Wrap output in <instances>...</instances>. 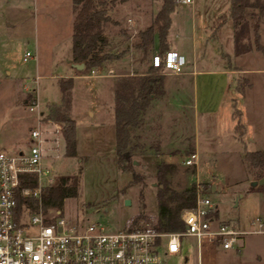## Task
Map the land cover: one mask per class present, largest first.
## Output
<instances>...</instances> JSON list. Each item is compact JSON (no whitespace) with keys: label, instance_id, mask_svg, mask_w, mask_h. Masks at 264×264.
<instances>
[{"label":"rangeland","instance_id":"374dc122","mask_svg":"<svg viewBox=\"0 0 264 264\" xmlns=\"http://www.w3.org/2000/svg\"><path fill=\"white\" fill-rule=\"evenodd\" d=\"M194 1L192 22L199 63L213 65L222 58L216 45L223 55L233 53L232 28L224 25L218 34L221 42L217 43L216 39L210 41L212 35L206 33L204 24L211 22L216 6L228 11V3ZM191 5L186 7L189 9ZM70 7L71 0H0V151L16 154L30 148L29 130L35 126L36 111L28 110L25 99L30 101L33 94L23 86L34 88L37 94L41 92L40 64L46 72L59 71L56 58L70 41ZM184 15L178 39L190 50L188 32L192 23L186 12ZM261 32L260 41L264 44V24ZM26 51L35 53V57L24 61ZM230 62L246 71L231 76L203 75V82L199 76L196 108L190 100L177 106L159 99L158 111L149 113L144 124L133 131L127 155L138 163H134L132 172L120 171L116 164L115 133L78 135L81 153L66 156L62 137L58 136L56 143V134L44 131L43 168L51 170L53 181L68 173H76L80 178L76 195L64 199L58 214L73 221L100 222L107 230L117 231L141 213L136 224L148 225L158 212L155 176L158 160L166 159L172 149H178L173 154L181 156L198 142L197 174L199 179L210 183L206 192L216 204L219 218L236 222L244 231L256 228L250 220L257 216L264 220V186L250 187L251 179L259 177L250 172L244 152L253 148L264 150V72L260 70L264 67V51L252 48L232 55ZM190 95L193 97L192 92ZM40 96L37 99L42 110ZM51 125L44 123L41 127L46 130ZM254 139L258 142H253ZM195 172L193 166L177 165L169 185L179 189L184 183L194 182ZM134 173L140 174L142 181L127 185ZM46 180L43 176L40 183L45 185ZM26 212L27 209L23 214ZM46 213L49 215L48 210ZM241 239L238 250L203 245L198 253L195 237L185 236L180 251L165 253L163 258L165 264H264V232H245Z\"/></svg>","mask_w":264,"mask_h":264},{"label":"built area","instance_id":"2783aa9c","mask_svg":"<svg viewBox=\"0 0 264 264\" xmlns=\"http://www.w3.org/2000/svg\"><path fill=\"white\" fill-rule=\"evenodd\" d=\"M34 57L35 54L26 51L23 60ZM151 60L154 66L173 73H180L187 62L184 54L175 49H166L164 54L155 52ZM90 72L94 73V69ZM25 89L33 94L27 107L31 112L36 111L37 124L29 132L28 152L0 151V264H165L163 255L180 251L185 236L195 237L199 253L204 244L238 250L245 232H264V220L260 216L250 220L256 228L249 231L241 229L236 222L216 219V204L204 191L203 181L197 174L196 150L169 158L177 165L193 166L197 176L194 204L185 206L180 214L182 230L163 231L130 220L119 230L110 231L100 222L68 220L54 209H48V215L41 205L18 218V196L40 198L42 188L52 184L54 179L49 175L51 170L42 166L44 131L40 127L42 116L37 92L34 88ZM62 130V123L55 121L53 131ZM31 175L37 176L33 186L28 182ZM43 176L47 179L45 185L40 183Z\"/></svg>","mask_w":264,"mask_h":264},{"label":"trees","instance_id":"16d2710c","mask_svg":"<svg viewBox=\"0 0 264 264\" xmlns=\"http://www.w3.org/2000/svg\"><path fill=\"white\" fill-rule=\"evenodd\" d=\"M116 0H72V46L73 58L85 62L87 68H93L102 64L103 60L115 58L105 50L106 36L104 24L112 21L110 10ZM228 13L217 18L213 26L220 27L228 18H231L233 29L234 54L246 52L251 48L264 51V45L260 41L259 23L264 15V0H229ZM175 0H162V4L151 21L137 32L136 44L142 48L151 45L154 35L157 34L161 47L159 52L164 54L166 50V36L171 24V15L175 8ZM227 57V55H225ZM228 58V57H227ZM160 69L161 66H155ZM57 82L61 91V100L58 103L47 105L45 119H53L62 123L64 138V155L76 154V128L75 118L70 112L72 104V87L74 80L71 76L59 77ZM243 90V85L239 87ZM163 80L160 76L148 75H121L116 77L114 85V127H115V160L120 171L132 172L134 165L128 157V147L133 138V131L143 123V117L151 99L163 93ZM26 101L27 98L25 99ZM241 124V123H238ZM242 125V124H241ZM138 133L136 136L139 137ZM242 139V138H241ZM158 146H156L157 150ZM178 150V149H176ZM172 150V154L176 152ZM194 147L186 151H193ZM158 153V152H156ZM244 157L250 172L260 177L264 175V150H245ZM177 170V164L169 159L160 158L157 162L155 176L157 177V216L149 221L150 226L158 230H182L180 214L185 206L194 204V182L184 183L177 189L169 184L173 173ZM133 178L127 185L142 181L143 177L132 174ZM29 185L33 186L34 179H29ZM80 178L76 173L62 174L55 178L52 184L43 187L40 198L25 197L17 198V216L36 211L41 205L44 213L52 208L61 212L64 199L69 195H76ZM204 191L209 190L208 182L203 181ZM28 185V184H27ZM126 186L121 189L125 192ZM140 197L143 198L141 189ZM218 215V208L215 216ZM141 213L137 214L132 223H136Z\"/></svg>","mask_w":264,"mask_h":264},{"label":"crops","instance_id":"0c3cea01","mask_svg":"<svg viewBox=\"0 0 264 264\" xmlns=\"http://www.w3.org/2000/svg\"><path fill=\"white\" fill-rule=\"evenodd\" d=\"M175 8L171 15V24L166 36V49H175L179 53H183L187 62L184 65L183 70L180 73H173L170 71H163L161 68L157 69L152 63L151 57L155 52H159L161 44H159V39L157 34L154 35L153 41L151 45L147 48H142L136 44L138 41L137 32L140 29H144L145 26L151 21L152 17L157 13V10L162 4V0H116L113 4L112 9L110 10L112 21H107L104 24V34L106 36V43L104 44V48L106 51L116 54L115 58L106 59L102 61V64L93 67L94 73H91V68H87L85 62L82 60H75L73 58V46H72V22L74 13L72 12V0H71V20H70V41L67 47L64 49L62 54L56 58V64L59 66V71L49 72L42 70V65L40 64V78L43 80L41 86V94L40 98L42 101V110L40 113L46 114L47 105L54 102L58 103L61 100V91L58 85L57 78L71 76L74 80L72 87V104L70 107V112L75 118L76 124V145L77 151L76 155L80 152V145L78 135L84 134H100V133H115L114 127V85L116 77L121 75H154L160 76L163 80V93L154 96L148 107L146 108V112L143 117L144 119L149 113H154L158 111V108L161 107L158 104L161 98L162 101L167 102L168 105H179L181 106L186 101H192L194 108L198 106V92L197 86L199 81V76H202L200 79L203 82V75H213L217 74H237L244 73L246 71L245 68L241 66H234L233 63L230 65V58L232 61V55L234 54V42H233V25L231 18H228L220 27H215L213 24L224 13H228L229 9V0H224V4L228 3L227 9L228 11L224 12L223 7L216 6L213 11V15L211 18V22L204 24L206 33L210 34V41L221 42L218 34L220 30L223 29L224 25H231L232 28V52H224L227 54V57L223 55L222 52H219L220 46L216 45L219 55L222 56L220 60L213 65H203L199 63L197 47H196V38H195V30L193 26V6L194 2L191 4L184 2L175 1ZM191 5L188 9L186 6ZM223 6V5H222ZM195 8V6H194ZM184 12H186L188 20H191V29L189 28V39L191 43V49L185 47L184 43L178 39V35L181 33V29H183L180 25V21L184 18ZM176 17V20H175ZM230 22V23H229ZM262 24H264V15L261 18L259 23V33L261 39V29ZM186 26V30H187ZM209 29V30H208ZM188 31V30H187ZM187 31L184 33H187ZM216 39V40H215ZM215 40V41H214ZM263 43V42H262ZM264 45V44H263ZM252 49V48H251ZM250 50V49H249ZM35 54V53H34ZM161 54V53H160ZM240 54V53H239ZM55 61V59H54ZM229 61V62H228ZM74 62H84V66L82 68L76 67ZM262 73L264 72V67L260 69ZM10 74V72H8ZM235 76V75H234ZM25 88V85L23 86ZM192 92V96L190 93ZM189 95L187 98L184 95ZM37 94V96H39ZM177 95V97H176ZM171 96V97H170ZM38 98V97H37ZM26 103V100H25ZM43 112V113H42ZM86 115L88 116L86 118ZM80 119V122H79ZM57 120L53 119H45L40 122L43 125L44 123L52 124L50 128L41 129L43 131H53L54 122ZM59 122V121H58ZM34 124H37V118L35 116ZM79 124H81V128H79ZM235 124V123H234ZM242 124V123H241ZM236 125V124H235ZM244 125V124H242ZM34 125L30 127V130L35 127ZM29 130V132H30ZM143 130V127H142ZM54 132V131H53ZM56 134V143H58V136L62 137L63 145L64 138L62 131L54 132ZM239 136L237 135V138ZM30 139V136H29ZM241 140V138H238ZM31 142V140H30ZM196 142V139H195ZM255 143L258 141L254 139ZM198 142L195 143L194 150L197 151ZM246 147V146H245ZM254 149V148H253ZM174 150V149H172ZM172 150L166 156V159L171 157H176V155L172 154ZM249 150V149H247ZM65 151V145H64ZM19 152H24L23 150H19ZM18 152V153H19ZM81 153V152H80ZM170 160V159H169ZM44 155L42 158V164L45 165ZM204 181V180H203ZM206 182V181H205ZM209 187L211 188L210 183L208 182ZM216 219H220L219 215L215 216ZM209 247H218L221 245H210L204 244ZM222 247V246H221ZM223 248V247H222ZM230 249V248H224Z\"/></svg>","mask_w":264,"mask_h":264},{"label":"water","instance_id":"95a60500","mask_svg":"<svg viewBox=\"0 0 264 264\" xmlns=\"http://www.w3.org/2000/svg\"><path fill=\"white\" fill-rule=\"evenodd\" d=\"M76 67L82 68L84 66V62H74L73 63ZM134 163H138V160L134 159ZM256 184H261L264 186V175L259 177V178H253L250 181V187H254ZM127 202H129V200H126Z\"/></svg>","mask_w":264,"mask_h":264}]
</instances>
